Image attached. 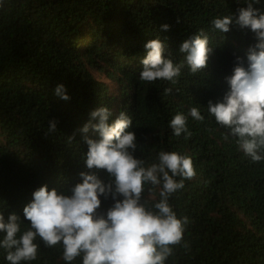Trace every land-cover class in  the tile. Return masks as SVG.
Listing matches in <instances>:
<instances>
[{"label":"trees","instance_id":"trees-1","mask_svg":"<svg viewBox=\"0 0 264 264\" xmlns=\"http://www.w3.org/2000/svg\"><path fill=\"white\" fill-rule=\"evenodd\" d=\"M246 6L245 0H0V212L5 219L13 212L23 219V207L42 185L64 190L81 182L88 146L79 130L91 111L108 106L110 120L120 111L131 116L137 158L152 163L163 150L193 160L195 178L171 199L178 217L189 218L184 234L189 248L178 247L166 264H264V161L252 162L235 138L225 139L228 129L206 108L209 100L222 99L236 58L247 67V50L256 43L248 28L231 25L221 34L211 21L238 15ZM253 6L264 12V0ZM200 29L213 48L206 68L192 74L185 67L175 84L140 80L149 40L159 37L165 57L181 62V43ZM57 84L65 86L69 100L54 96ZM192 107H199L205 120L189 117L191 137H175L169 121ZM53 120L57 131L46 136ZM88 135L99 139L91 130ZM97 175L107 179L105 170ZM101 200V210L112 203ZM5 256L0 248V264H9ZM25 264L66 262L59 246L40 243L37 259Z\"/></svg>","mask_w":264,"mask_h":264},{"label":"clouds","instance_id":"clouds-1","mask_svg":"<svg viewBox=\"0 0 264 264\" xmlns=\"http://www.w3.org/2000/svg\"><path fill=\"white\" fill-rule=\"evenodd\" d=\"M245 2L247 6L239 8L238 15L217 16L211 21L221 34L229 32L231 25L248 28L256 43L247 50V67L237 57L232 75L226 77L228 89L222 99L209 100L206 108L208 116L228 129L224 138H235L238 149L259 163L264 161V12L253 6L260 0ZM144 47L147 53L139 78L148 83L163 80L175 84L185 67L196 74L207 67L213 52L203 29L181 43V62L165 57L166 45L159 37ZM171 92V88L164 89L165 94ZM54 96L70 99L63 84L56 85ZM112 116L108 106H100L90 112L79 130L88 146L84 156L87 171L79 173L81 182L64 190L40 186L23 207V219L14 212L5 219L0 212V248L9 264L35 261L40 243L48 248L59 246L66 264L78 258L81 264H166L178 247L189 248L184 239L189 218L178 217L171 199L184 189L185 181L195 178L192 158L163 150L152 163L137 158L136 136L129 130L131 116L126 111L110 120ZM189 117L205 120L199 107L190 108L187 114L177 112L169 121L175 137H191ZM90 130L99 139L90 138ZM56 131V122L49 121L45 135ZM74 135L67 138L69 143ZM98 170L106 171V180L99 178ZM101 197L112 202L106 210H101ZM25 222L27 227H23Z\"/></svg>","mask_w":264,"mask_h":264},{"label":"rangeland","instance_id":"rangeland-1","mask_svg":"<svg viewBox=\"0 0 264 264\" xmlns=\"http://www.w3.org/2000/svg\"><path fill=\"white\" fill-rule=\"evenodd\" d=\"M96 74V73H95Z\"/></svg>","mask_w":264,"mask_h":264}]
</instances>
